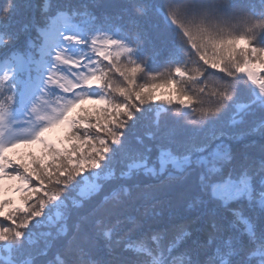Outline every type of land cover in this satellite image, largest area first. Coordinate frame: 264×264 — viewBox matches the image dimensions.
<instances>
[{"label": "snow or ice", "instance_id": "obj_1", "mask_svg": "<svg viewBox=\"0 0 264 264\" xmlns=\"http://www.w3.org/2000/svg\"><path fill=\"white\" fill-rule=\"evenodd\" d=\"M0 264H264V0H0Z\"/></svg>", "mask_w": 264, "mask_h": 264}]
</instances>
